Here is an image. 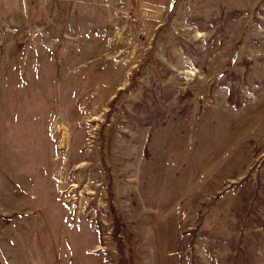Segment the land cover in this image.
I'll return each instance as SVG.
<instances>
[{
    "label": "rangeland",
    "instance_id": "rangeland-1",
    "mask_svg": "<svg viewBox=\"0 0 264 264\" xmlns=\"http://www.w3.org/2000/svg\"><path fill=\"white\" fill-rule=\"evenodd\" d=\"M0 264H264V0H0Z\"/></svg>",
    "mask_w": 264,
    "mask_h": 264
},
{
    "label": "bare ground",
    "instance_id": "bare-ground-1",
    "mask_svg": "<svg viewBox=\"0 0 264 264\" xmlns=\"http://www.w3.org/2000/svg\"><path fill=\"white\" fill-rule=\"evenodd\" d=\"M64 141V140H63ZM64 143V142H63Z\"/></svg>",
    "mask_w": 264,
    "mask_h": 264
}]
</instances>
